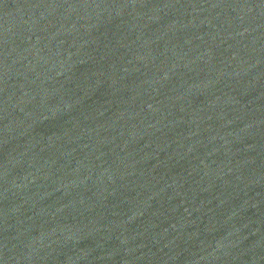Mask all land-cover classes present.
<instances>
[{"label":"water","instance_id":"obj_1","mask_svg":"<svg viewBox=\"0 0 264 264\" xmlns=\"http://www.w3.org/2000/svg\"><path fill=\"white\" fill-rule=\"evenodd\" d=\"M0 264H264V0H0Z\"/></svg>","mask_w":264,"mask_h":264}]
</instances>
